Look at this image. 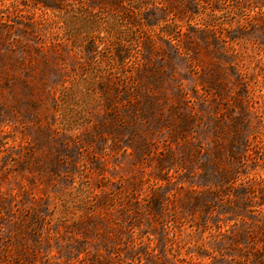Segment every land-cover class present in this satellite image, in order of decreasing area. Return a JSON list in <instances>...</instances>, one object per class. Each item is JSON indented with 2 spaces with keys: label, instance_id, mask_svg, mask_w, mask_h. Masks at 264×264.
I'll return each instance as SVG.
<instances>
[{
  "label": "rangeland",
  "instance_id": "374dc122",
  "mask_svg": "<svg viewBox=\"0 0 264 264\" xmlns=\"http://www.w3.org/2000/svg\"><path fill=\"white\" fill-rule=\"evenodd\" d=\"M0 264H264V0H0Z\"/></svg>",
  "mask_w": 264,
  "mask_h": 264
}]
</instances>
